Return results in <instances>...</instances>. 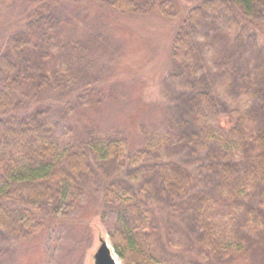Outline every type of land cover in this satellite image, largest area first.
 Here are the masks:
<instances>
[{
  "label": "trees",
  "instance_id": "16d2710c",
  "mask_svg": "<svg viewBox=\"0 0 264 264\" xmlns=\"http://www.w3.org/2000/svg\"><path fill=\"white\" fill-rule=\"evenodd\" d=\"M32 1L19 27L0 38V244L66 222L89 226V214L72 216L92 192L103 215L117 214L109 235L122 264L168 261L172 235L158 217L169 212L175 227L189 230L183 264H232L264 246V68L243 67V53L213 51L194 32L195 21L217 13L239 35L264 39V0H195L185 11L181 0H86L112 22L90 30L68 8ZM154 11L179 21L168 49L169 77L186 75L177 127L141 125L135 152L122 137L102 138L85 125L75 133L70 122L86 105L80 98L91 103L85 111L96 105L88 85L113 28ZM226 111L229 126L210 122ZM62 134L78 141L60 147ZM213 208L228 209L229 222ZM85 231L88 248L93 233Z\"/></svg>",
  "mask_w": 264,
  "mask_h": 264
},
{
  "label": "rangeland",
  "instance_id": "374dc122",
  "mask_svg": "<svg viewBox=\"0 0 264 264\" xmlns=\"http://www.w3.org/2000/svg\"><path fill=\"white\" fill-rule=\"evenodd\" d=\"M49 2L55 3L58 10L68 8L67 12L73 13L76 21L80 22V27L86 30L101 24L112 26L111 17L101 15L95 5L89 4L90 2L86 0ZM180 2V11H185L184 7L189 9L196 4L195 0ZM32 7V0L0 2V38L18 28ZM168 7L171 8V4ZM151 14L146 18L125 19L113 28V40L105 54L99 56L92 71L93 78L88 85V89L93 90L91 94L97 100L96 105L93 109L85 111L83 109L91 103L87 102L86 98H80L86 105L76 111L78 113L70 122L75 133L81 132L85 125L100 131L102 138L122 137L127 146L135 152L142 148L141 125L157 127L162 132L177 127L179 118L177 106L185 97L186 75L182 80H173L169 77L172 62L168 49L172 43L173 30L177 29L179 21L177 16L163 18L157 11ZM194 27L195 36L202 41L206 40L213 51L236 55L243 53L240 59L243 67L259 65L264 68L262 37L259 36L254 41L248 36V40L238 34L240 32L233 27L227 17L217 13H210L207 17L195 21ZM212 55L214 56L211 50L206 54L209 63ZM230 121L228 111L218 112L217 117L210 118V122H218L224 127L229 126ZM77 137L79 136L62 134L60 147L70 140L76 143ZM176 140L175 135L169 137L172 149L178 142ZM165 155L166 158L174 157L175 153L170 151L165 152ZM180 159L184 163L194 161L188 155H183ZM90 187L93 188V185ZM94 196L92 192H87L81 202L84 207L77 209L72 216L73 219L80 216L88 218L89 214V226L66 222L62 226L45 228L24 238L3 241L0 244L3 247L0 264H92V254L99 245L100 237L111 246L109 234L117 217L115 211L103 215L100 202ZM211 212L221 219L224 218V224L229 222V219H225V214L230 213L228 209L213 208L210 209ZM166 216L168 218L162 215L158 217L162 232L167 230L169 231L167 234L172 235L170 246L166 249L168 253L164 254L168 261H164L163 264H183L184 257L181 255L185 254V249H189L191 244V240L186 238L189 230L175 227L173 220H176V217L170 212L166 213ZM161 221L165 222L166 227ZM85 227L90 228L93 233L92 244L88 248ZM178 255L180 256L177 257ZM119 263L122 264L120 260ZM232 264H264V246L255 248L243 259Z\"/></svg>",
  "mask_w": 264,
  "mask_h": 264
},
{
  "label": "water",
  "instance_id": "95a60500",
  "mask_svg": "<svg viewBox=\"0 0 264 264\" xmlns=\"http://www.w3.org/2000/svg\"><path fill=\"white\" fill-rule=\"evenodd\" d=\"M98 242L99 245L92 254V264H120L108 242L101 237Z\"/></svg>",
  "mask_w": 264,
  "mask_h": 264
}]
</instances>
